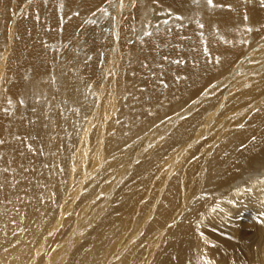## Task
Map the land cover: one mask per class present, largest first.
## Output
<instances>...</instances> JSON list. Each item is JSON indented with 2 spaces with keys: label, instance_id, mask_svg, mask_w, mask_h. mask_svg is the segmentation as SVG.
Here are the masks:
<instances>
[{
  "label": "bare ground",
  "instance_id": "1",
  "mask_svg": "<svg viewBox=\"0 0 264 264\" xmlns=\"http://www.w3.org/2000/svg\"><path fill=\"white\" fill-rule=\"evenodd\" d=\"M213 5L0 0V264H264V0Z\"/></svg>",
  "mask_w": 264,
  "mask_h": 264
},
{
  "label": "snow or ice",
  "instance_id": "2",
  "mask_svg": "<svg viewBox=\"0 0 264 264\" xmlns=\"http://www.w3.org/2000/svg\"><path fill=\"white\" fill-rule=\"evenodd\" d=\"M206 3L211 7L214 6L213 5V0H206ZM179 19V18H178Z\"/></svg>",
  "mask_w": 264,
  "mask_h": 264
},
{
  "label": "rangeland",
  "instance_id": "3",
  "mask_svg": "<svg viewBox=\"0 0 264 264\" xmlns=\"http://www.w3.org/2000/svg\"><path fill=\"white\" fill-rule=\"evenodd\" d=\"M114 155V154H113ZM112 160V159H111ZM93 175V174H92ZM99 177V175L96 177V179ZM55 222V221H54Z\"/></svg>",
  "mask_w": 264,
  "mask_h": 264
}]
</instances>
